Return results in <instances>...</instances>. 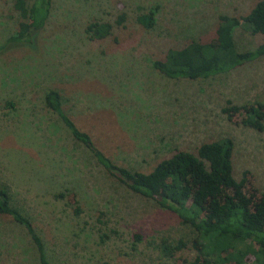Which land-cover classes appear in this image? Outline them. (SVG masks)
<instances>
[{
    "label": "rangeland",
    "instance_id": "obj_1",
    "mask_svg": "<svg viewBox=\"0 0 264 264\" xmlns=\"http://www.w3.org/2000/svg\"><path fill=\"white\" fill-rule=\"evenodd\" d=\"M50 1L32 44L8 43L0 51V186L29 219L49 264H193L194 230L106 173L43 96L56 89L75 125L131 170L147 172L174 149L194 153L202 142L228 137L233 176L255 201L264 194V127L244 126L222 108L227 100L264 101V56L198 79L168 78L151 62L191 39L213 42L219 14L241 17L256 0ZM12 3L0 0V44L16 30ZM150 9L146 28L136 16ZM121 12L124 21L115 25ZM91 21L111 23L110 35L89 39L84 27ZM233 39L245 50L264 37L241 20ZM177 239L186 247L161 254L160 241ZM0 264H39L25 230L5 214Z\"/></svg>",
    "mask_w": 264,
    "mask_h": 264
},
{
    "label": "trees",
    "instance_id": "obj_2",
    "mask_svg": "<svg viewBox=\"0 0 264 264\" xmlns=\"http://www.w3.org/2000/svg\"><path fill=\"white\" fill-rule=\"evenodd\" d=\"M50 0H13L18 14L16 30L5 44H32L48 15ZM153 9L136 16V21L148 28L153 22ZM119 13L115 25L124 21ZM243 20L251 34L264 37V0H256L248 12L236 17L219 14L214 41L188 40L179 48H168L162 58L153 59L151 65L168 78H207L229 71L244 63L264 56V39L252 49L236 48L233 32ZM112 24L107 21H91L84 27L89 39H102L111 33ZM44 105L55 113L70 136L90 153L103 170L115 176L130 191L154 200L160 207L174 213L181 224L190 226L195 236L190 240L194 250L193 264H264V194L255 201L244 194L241 184L232 173V141L228 137L202 142L195 152L181 149L157 161L149 171L142 172L113 163L91 140L89 134L78 128L63 111L61 97L56 89H49L43 96ZM222 108L228 116L237 113L239 122L255 130L264 127V101L233 104L230 100ZM12 106L11 102H6ZM230 188V192L223 190ZM62 197L63 193L55 194ZM80 209L73 207L77 215ZM0 214L8 215L28 235L39 264H49L42 241L29 219L10 204L6 187L0 186ZM139 239V235H134ZM186 247L180 239L173 243L164 240L159 250L164 256Z\"/></svg>",
    "mask_w": 264,
    "mask_h": 264
}]
</instances>
